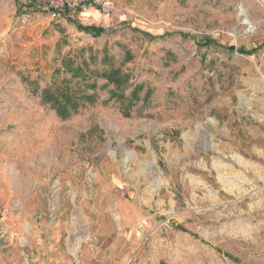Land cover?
Masks as SVG:
<instances>
[{"label":"rangeland","instance_id":"374dc122","mask_svg":"<svg viewBox=\"0 0 264 264\" xmlns=\"http://www.w3.org/2000/svg\"><path fill=\"white\" fill-rule=\"evenodd\" d=\"M43 1L0 0V264H264V0Z\"/></svg>","mask_w":264,"mask_h":264},{"label":"trees","instance_id":"16d2710c","mask_svg":"<svg viewBox=\"0 0 264 264\" xmlns=\"http://www.w3.org/2000/svg\"><path fill=\"white\" fill-rule=\"evenodd\" d=\"M73 24H75L76 29L80 32V33H84L86 35L91 36L92 38H97L101 35H103V33L105 32L104 29L99 28V27H95V26H82L77 24L74 21H69ZM145 36H149L146 35ZM166 36L163 35L161 36L162 38ZM159 37V38H161ZM152 39H154V37H150ZM211 45H215V42H213L211 39H205L203 41V43L200 45V48H207ZM264 45V44H263ZM227 51L232 53L234 51H236L238 54L241 55H245V56H250L252 55L256 50H249V51H245L244 49H237L235 50L234 47H228ZM82 52V51H81ZM104 59H107V57H105ZM76 58L73 57H67L62 59L61 61V67H62V72L63 73H69L70 74V81L72 80H76L79 79L81 76H83L84 71L87 70V63L85 61L81 62V63H76ZM92 62V61H91ZM121 68H113L110 70L109 73L107 72H103V74L101 75L104 79L107 78L109 75L112 76L111 79V83L113 84V86L115 87V89L111 92V96H117L116 94H119V97H124V93H125V89L126 86L128 84V80L129 77L128 75H125L124 78L121 76ZM60 73V70H55V75ZM92 73H96V72H92ZM86 77H83L81 80H85ZM121 79H123L121 81ZM66 83H69V81L64 80ZM95 86V83H93L92 87ZM138 88L136 87L132 94L131 97L132 98H137V93H138ZM69 89V88H68ZM68 89L67 87H65L64 91H59L58 89L55 90H46L42 93V100L44 102H48L52 105V108L56 110L57 115L61 118V119H67L68 117H70L72 114L77 113L78 109L80 108L82 103L80 100L83 99L84 102L87 103H93V97L92 96H81L79 98H76L74 94L72 93H68ZM181 230L184 231V229L182 227H177Z\"/></svg>","mask_w":264,"mask_h":264},{"label":"built area","instance_id":"2783aa9c","mask_svg":"<svg viewBox=\"0 0 264 264\" xmlns=\"http://www.w3.org/2000/svg\"><path fill=\"white\" fill-rule=\"evenodd\" d=\"M43 2L42 7L53 14L70 12L84 15L90 9H98L102 15L108 16L112 12V4L109 0H44ZM28 5V8L33 9L30 12L41 8L39 1L36 4L28 1ZM24 17L25 22H28L31 15L27 13Z\"/></svg>","mask_w":264,"mask_h":264},{"label":"crops","instance_id":"0c3cea01","mask_svg":"<svg viewBox=\"0 0 264 264\" xmlns=\"http://www.w3.org/2000/svg\"><path fill=\"white\" fill-rule=\"evenodd\" d=\"M92 12H93V11L88 12L87 14H84V15H79V16L76 15L75 17H85V16H90V14H91ZM71 18H72V16H71ZM8 58H9V61H11V55H9ZM8 65H9V67L11 66V65L9 64V62H8Z\"/></svg>","mask_w":264,"mask_h":264}]
</instances>
